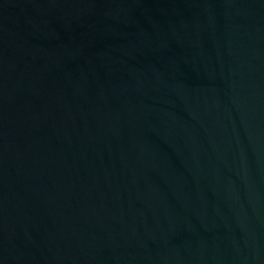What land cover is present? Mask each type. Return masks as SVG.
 <instances>
[{
  "label": "water",
  "instance_id": "1",
  "mask_svg": "<svg viewBox=\"0 0 264 264\" xmlns=\"http://www.w3.org/2000/svg\"><path fill=\"white\" fill-rule=\"evenodd\" d=\"M0 264H264V0H0Z\"/></svg>",
  "mask_w": 264,
  "mask_h": 264
}]
</instances>
